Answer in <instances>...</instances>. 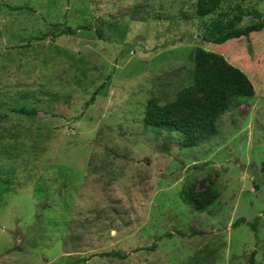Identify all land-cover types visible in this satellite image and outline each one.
<instances>
[{
    "label": "rangeland",
    "instance_id": "1",
    "mask_svg": "<svg viewBox=\"0 0 264 264\" xmlns=\"http://www.w3.org/2000/svg\"><path fill=\"white\" fill-rule=\"evenodd\" d=\"M196 1L0 0V264H264V28L202 39L263 20L264 0ZM197 47L255 94L182 147L143 115L151 97L189 95L175 118L205 104Z\"/></svg>",
    "mask_w": 264,
    "mask_h": 264
},
{
    "label": "trees",
    "instance_id": "2",
    "mask_svg": "<svg viewBox=\"0 0 264 264\" xmlns=\"http://www.w3.org/2000/svg\"><path fill=\"white\" fill-rule=\"evenodd\" d=\"M223 1L197 0L196 15L204 17L215 14ZM238 11L242 14L241 9L238 8ZM239 20L240 15H235L234 20L220 25L216 35L211 33L203 35V41L222 44L232 38L248 37L251 33L264 28V19L243 27H236L235 23ZM74 33V29L66 26L51 33V36L58 37ZM44 36V34L41 35V38ZM192 82L194 87L204 95L206 99L204 105L193 106L175 118V112H181L185 106L190 104L189 95L182 93L174 101L168 103H160L155 97H151L145 104L144 127L156 135L167 133L173 136V133L177 134L178 142L182 147L197 146L217 132L218 119L230 107L232 98H250L255 94L253 84L244 72L226 61L223 56L200 47L194 51ZM94 97L95 92L86 104L91 103ZM17 112L26 115L36 113L34 109L27 110L24 107L18 109ZM257 221L258 216L252 222L247 223L254 234L257 231ZM237 222H245V220L240 219ZM151 248H154L153 245Z\"/></svg>",
    "mask_w": 264,
    "mask_h": 264
}]
</instances>
